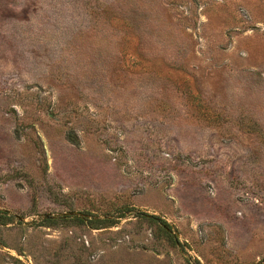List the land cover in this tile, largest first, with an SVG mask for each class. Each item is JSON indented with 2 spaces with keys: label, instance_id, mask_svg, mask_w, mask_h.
<instances>
[{
  "label": "rangeland",
  "instance_id": "1",
  "mask_svg": "<svg viewBox=\"0 0 264 264\" xmlns=\"http://www.w3.org/2000/svg\"><path fill=\"white\" fill-rule=\"evenodd\" d=\"M0 264H264V0H0Z\"/></svg>",
  "mask_w": 264,
  "mask_h": 264
}]
</instances>
